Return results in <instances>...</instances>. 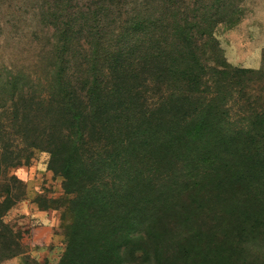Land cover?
Wrapping results in <instances>:
<instances>
[{
	"label": "trees",
	"instance_id": "obj_1",
	"mask_svg": "<svg viewBox=\"0 0 264 264\" xmlns=\"http://www.w3.org/2000/svg\"><path fill=\"white\" fill-rule=\"evenodd\" d=\"M243 1L16 0L33 3L31 33L38 40L29 34L28 54L15 53L16 63L0 67V130L14 132L9 143L26 148L8 163L46 150L52 169L74 185L103 164L132 173L128 152L150 166V151L158 159L182 153L205 172L203 185L210 180L219 188L210 200L217 195L218 204L243 205L217 212L214 222L196 226L163 253L158 243L168 241L166 233L134 232L144 217L136 207L144 185H125L137 191L119 194L118 210L105 191L89 197L83 185L73 190L82 197L71 202L74 227L59 264H125L122 246L141 254L133 264H239L244 236L264 243V98L246 94L264 70L230 64L217 38L219 28L235 23ZM239 117L246 122L233 128L228 119ZM232 144L237 153L226 154ZM233 232L239 241L227 235ZM136 240L155 258L134 248ZM252 260L264 264L262 249Z\"/></svg>",
	"mask_w": 264,
	"mask_h": 264
},
{
	"label": "rangeland",
	"instance_id": "obj_2",
	"mask_svg": "<svg viewBox=\"0 0 264 264\" xmlns=\"http://www.w3.org/2000/svg\"><path fill=\"white\" fill-rule=\"evenodd\" d=\"M15 2L16 0H0L1 68L16 63L15 53L28 54L31 44L26 37L29 34L32 40L34 38L38 40L31 33L35 25L29 16L33 3H22L17 6ZM234 21L233 25L217 30V38L226 61L235 67L264 70V0H244L240 13ZM18 38H22L23 42L20 43ZM217 59L221 60L219 56ZM246 94L251 99L252 96L264 98V79L251 83ZM228 122H233L235 126L233 128H239L246 119L230 118ZM142 136L146 137L144 134ZM2 137L0 141V217H2L0 220V264H59L66 251L68 235L74 227L73 212L75 211L71 202L82 197L80 193H74L73 190L83 188V185L89 197L97 195L99 189L105 191L108 197H112L113 207L117 210L120 209L119 194L137 191L136 187L125 185L138 184V182L141 187L144 185L141 198L136 204L138 213H144V217L141 223L137 224L134 232L137 234L140 231L146 236L150 234L152 238L166 233L168 241L158 243L163 253L171 250L176 240L189 232H195L196 226H205L207 223L214 222L217 212H224L225 209L226 212L229 209H231L229 211L237 212L243 207L242 204L236 207L237 202L231 205V200L227 205L218 204L217 195L214 200H210L212 197L210 192L220 191L219 188L213 187L210 180L203 185L205 180L202 181L201 177L205 172L186 159L182 153H176V155L172 153L173 157L165 156L158 159L157 155L150 151L151 161L155 163L150 166L142 162L143 156L128 152L130 157L126 158L125 167L131 166L132 173L124 175L120 171L121 168L116 170L108 164H103L102 172H94V168L97 167L95 166L91 171L92 175L84 173L83 181L74 182L73 185L60 171H56L55 165L52 169L51 155L46 150H32L29 159L19 165L8 163L9 156L18 151L24 153L23 150L25 151L26 148L23 146L18 148L15 143H9L10 139H15L12 131L0 130V139ZM142 141V137L139 136L137 143L141 145ZM226 150V154L237 153V148L233 144L227 145ZM139 163L144 165V169L139 168L137 165ZM139 170L143 179L136 181L132 176L134 173L139 175ZM196 181L201 184V187L194 185ZM195 192L204 194L208 200L193 195L192 193ZM85 194L83 192V195ZM250 195H252V186L240 193L242 200L243 196L246 198ZM231 198L233 194L227 196V199ZM193 220L196 223H191ZM90 223L91 220L80 226L85 228ZM156 228L161 231L156 233ZM227 235L233 238L235 233ZM173 238L175 239L172 240ZM234 241L239 239L235 240L234 237ZM117 244L119 243L115 242L112 245L113 249ZM133 247L146 248L151 254L150 258L154 259L156 256V253L151 252L144 241L136 240ZM239 247H241L240 254L235 256L239 264H255L252 262L254 250L262 249L264 252L263 241L261 242L260 239L252 241L246 236H244V243ZM121 250L122 262L125 264H133L135 256L141 255L135 250L131 252V249L126 246H122ZM163 255L159 257L165 258L166 255ZM115 260L119 259L115 257Z\"/></svg>",
	"mask_w": 264,
	"mask_h": 264
}]
</instances>
